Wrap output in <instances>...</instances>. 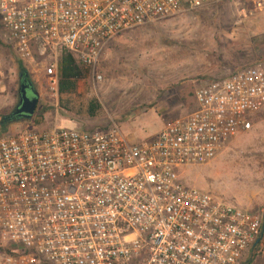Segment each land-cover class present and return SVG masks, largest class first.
Here are the masks:
<instances>
[{
  "label": "built area",
  "instance_id": "built-area-1",
  "mask_svg": "<svg viewBox=\"0 0 264 264\" xmlns=\"http://www.w3.org/2000/svg\"><path fill=\"white\" fill-rule=\"evenodd\" d=\"M221 2L264 9V0H0V23L57 94L63 52L101 80L116 37ZM194 99L149 141H130L115 123L0 137V264H245L262 245V216L186 186L179 169L214 160L252 129L264 67L203 81Z\"/></svg>",
  "mask_w": 264,
  "mask_h": 264
},
{
  "label": "rangeland",
  "instance_id": "rangeland-1",
  "mask_svg": "<svg viewBox=\"0 0 264 264\" xmlns=\"http://www.w3.org/2000/svg\"><path fill=\"white\" fill-rule=\"evenodd\" d=\"M231 2L202 6L175 17L128 30L102 52L98 73L81 80L78 94L54 93L38 63L25 68L40 94L29 121L9 124L0 137L28 130L71 127L80 130L120 126L130 141L153 139L169 122L196 107L194 94L203 81L237 69L264 67V9ZM14 47L0 23V121L19 99V68ZM91 98L102 105L95 117L85 112ZM264 109L253 127L233 137L217 157L201 165L182 167L183 184L218 195L264 219ZM256 251V250H255ZM245 264H264V238L258 253Z\"/></svg>",
  "mask_w": 264,
  "mask_h": 264
},
{
  "label": "trees",
  "instance_id": "trees-1",
  "mask_svg": "<svg viewBox=\"0 0 264 264\" xmlns=\"http://www.w3.org/2000/svg\"><path fill=\"white\" fill-rule=\"evenodd\" d=\"M19 69H24L25 65L22 60L17 62ZM89 70L77 62L76 58L69 52H63L60 64H59V96L62 102L64 96H74L78 94V85L81 80L85 79L88 76ZM226 77V76H224ZM85 112L90 117L97 116L102 111V105L96 98H91L85 106ZM16 119V118H13ZM24 121H29L28 119H23ZM9 122L6 121L4 124L0 125L1 133H4L8 130ZM106 130V129H104ZM91 131V130H86ZM255 213V212H254ZM264 224V219H263ZM256 248L255 256L258 253L259 247Z\"/></svg>",
  "mask_w": 264,
  "mask_h": 264
},
{
  "label": "water",
  "instance_id": "water-1",
  "mask_svg": "<svg viewBox=\"0 0 264 264\" xmlns=\"http://www.w3.org/2000/svg\"><path fill=\"white\" fill-rule=\"evenodd\" d=\"M32 94H33V98H30L27 95L25 86H23L20 90L21 100L18 107L10 115L4 116L0 121V125L4 124V122L6 121H8L9 124H14L16 122H19L21 118L30 120L37 110L39 98H40V94L37 91V89L36 90L32 89ZM259 241L260 240H258L256 244H258Z\"/></svg>",
  "mask_w": 264,
  "mask_h": 264
},
{
  "label": "flooded vegetation",
  "instance_id": "flooded-vegetation-1",
  "mask_svg": "<svg viewBox=\"0 0 264 264\" xmlns=\"http://www.w3.org/2000/svg\"><path fill=\"white\" fill-rule=\"evenodd\" d=\"M18 77H19V85H20V89H19V99H18V102H17V105L16 107L14 108V110L11 112L13 113L15 111V109L18 107L19 103H20V100H21V95H20V90L23 86H25V89H26V92H27V95L30 97V98H33V94H32V89H35L36 90V87H35V82L34 80L32 79L31 75L29 74V72L24 69H19V74H18ZM10 113V114H11ZM9 114V115H10Z\"/></svg>",
  "mask_w": 264,
  "mask_h": 264
},
{
  "label": "crops",
  "instance_id": "crops-1",
  "mask_svg": "<svg viewBox=\"0 0 264 264\" xmlns=\"http://www.w3.org/2000/svg\"><path fill=\"white\" fill-rule=\"evenodd\" d=\"M264 112V111H263ZM161 131V130H160ZM158 135V134H157Z\"/></svg>",
  "mask_w": 264,
  "mask_h": 264
}]
</instances>
